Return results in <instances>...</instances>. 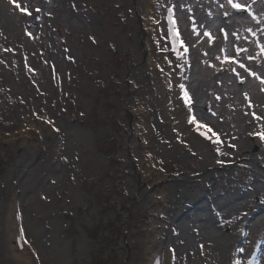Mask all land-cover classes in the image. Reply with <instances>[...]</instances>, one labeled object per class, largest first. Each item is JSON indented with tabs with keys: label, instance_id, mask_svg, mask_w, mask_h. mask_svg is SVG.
<instances>
[{
	"label": "rangeland",
	"instance_id": "rangeland-1",
	"mask_svg": "<svg viewBox=\"0 0 264 264\" xmlns=\"http://www.w3.org/2000/svg\"><path fill=\"white\" fill-rule=\"evenodd\" d=\"M138 1L23 0L31 13L26 33L41 44L37 64L26 61L21 46L6 47L1 62L9 71L0 78V264H17L6 251L5 220L13 207L34 264H146L142 237L156 205L166 206L161 253L171 251L174 264H194L192 251L206 246L215 256L203 264H224L234 240L242 261L264 235V163L254 142L264 132V103L241 95V76L224 94L207 77L196 93L188 73L192 119L211 127L229 160L213 168L188 149L160 155L168 129L159 103L145 94L143 39L150 35ZM227 13L202 27L220 43L228 19L245 11ZM188 61L189 72L193 56ZM138 102L147 106L165 191L152 202L130 143ZM20 130L38 135L30 152L25 144L13 147Z\"/></svg>",
	"mask_w": 264,
	"mask_h": 264
},
{
	"label": "bare ground",
	"instance_id": "bare-ground-1",
	"mask_svg": "<svg viewBox=\"0 0 264 264\" xmlns=\"http://www.w3.org/2000/svg\"><path fill=\"white\" fill-rule=\"evenodd\" d=\"M166 2L167 0H139L137 2V9L143 16V25L146 32L153 35L152 40L143 39L145 69L150 79L149 91L145 94L146 97H151L159 103L162 124L168 129L166 141L162 142L163 148L160 155L188 149L202 157L206 166L217 168L229 160L223 155L222 142L214 135L215 145L212 149L193 135L192 128L198 126L191 119V105L185 103V88L181 89L180 85L183 84L185 87L187 74L190 73L194 77L192 80L195 82L194 89L196 93H199L205 84L204 80L208 77L215 79L216 88L224 94L231 88V84L236 77L241 76L245 81V87L241 95L248 98V100L264 103V83L261 82L264 80V51L261 50V46L264 45V0H246L243 5L250 10L251 14L245 12L238 20L236 18L228 19L227 23H229L228 28L230 30L226 29L221 32V43L217 38L213 37L212 40H209L207 36H204L202 27L213 22L217 15L233 9L227 4V0H171L173 19L176 21V27L184 46L188 48V51L184 52L183 47H181L183 56L180 61L174 60L168 50L165 24L163 22ZM16 3H20L21 7H24L23 0H0V78H3L4 73L9 71L8 66L1 64L2 61L7 59L6 47L21 46L25 51L26 61L30 65L37 64L38 61L36 50L37 46L41 44V40H37L34 35H32V39L28 36L25 27L31 18L27 13L17 9ZM221 5H224V7H221ZM179 13L182 22H186L184 30L178 23ZM253 15L256 17L255 19H253ZM226 33L227 38H225ZM134 47L133 53L138 56L135 44ZM226 47L233 49V53L227 61L223 55ZM237 49H240V51L238 52ZM189 56H193L195 64L188 72ZM241 63L245 65L248 71L240 67ZM24 66L30 67L28 64ZM140 102L135 106L137 118L134 122L130 143L134 156L137 157L138 165L142 170H140L141 177H144L142 180L145 179L148 182L147 192L151 191L147 201L152 202L157 196H163L165 191L164 187L159 185L163 177L156 168V161L154 160L156 154L153 152L154 147L153 143L150 142L149 126L147 124L150 119L145 115L147 106H143ZM188 120L194 121L191 126H187L186 121ZM39 128L44 130L45 133L50 131L42 123ZM208 133L212 135V133ZM18 135V140L15 141L17 145L15 144L13 147L25 144L28 147V149H25V153L34 149L33 147L40 141L37 134L27 130H20ZM254 142L258 145V157L264 163V140H261L259 135H254ZM254 142L253 145H255ZM246 143L248 144V142ZM14 209L16 208L13 207L10 210L5 220L6 251L17 264H34L27 245L22 250L16 248L14 242L16 224L12 217ZM152 210L158 215L159 213H165L166 206L156 205L152 207ZM156 213L148 224V235L142 237L144 253L145 251L150 252L146 264H150L154 256L162 251L165 237H168L165 224L159 221ZM156 235L159 236L158 243H155L154 240ZM23 241H25L24 236ZM167 241L169 242L168 238ZM236 242L234 240L231 243L227 262L224 264L230 263L231 254L236 251ZM263 248L264 246L261 247L256 264H259ZM201 249V252L196 249L191 253L194 264L212 261L215 256L213 248L206 246L201 247ZM161 264H174L171 251L166 250L164 255L162 253Z\"/></svg>",
	"mask_w": 264,
	"mask_h": 264
},
{
	"label": "snow or ice",
	"instance_id": "snow-or-ice-1",
	"mask_svg": "<svg viewBox=\"0 0 264 264\" xmlns=\"http://www.w3.org/2000/svg\"><path fill=\"white\" fill-rule=\"evenodd\" d=\"M227 4L230 5L236 11H245V12H249L250 13V10L245 5L240 3L239 0H227ZM15 6L21 12H25L28 15H31V13L27 11V6L21 7L20 3H16ZM221 7H224V5H221ZM36 11L38 12L39 9H36ZM168 11H169V15H168L169 27H168L167 34L171 37V41H172V44H173V50L176 51L177 56L180 57L181 56V52L177 50V45H179L180 47H183V51L184 52H187L188 48L184 46V42L181 39L180 33H179V31H178V29L176 27V21L173 19L172 9H169ZM225 15H228V13L225 12ZM255 18L256 17L253 15V19H255ZM257 22L259 23V21H257ZM197 35H199V33H197ZM203 35L207 36L209 40L213 39V37L211 36V34L209 32H204ZM225 38H227V33L225 34ZM261 50L264 51V45L261 46ZM237 51L239 52L240 49H237ZM244 51H247V50H244ZM225 60L226 61L229 60V57L227 55L225 56ZM240 67L241 68H245V65L241 63ZM245 71H248L247 68H245ZM250 74L254 75V76L256 75L255 73H250ZM261 82L264 83V80H262ZM180 87H181V89H184V85L183 84H181ZM184 98H185V103H190L191 102L190 98L188 97L187 92L184 93ZM256 119L260 120L261 117L257 116ZM191 122H194V121H190V123ZM198 127H206L207 128V132H210V133H212V135H215V133L213 132L211 127L203 126V125L198 126ZM200 135L206 136L208 139H211V137L207 136V133L204 132V131H201ZM255 135H259L260 139L264 140V132L255 133ZM22 231L23 230L21 229V232ZM25 243H27V241H25ZM241 251H243V249H241ZM237 264H239V262H237Z\"/></svg>",
	"mask_w": 264,
	"mask_h": 264
}]
</instances>
